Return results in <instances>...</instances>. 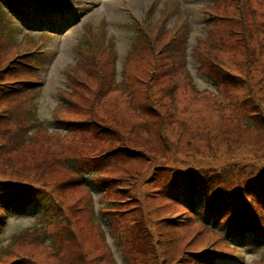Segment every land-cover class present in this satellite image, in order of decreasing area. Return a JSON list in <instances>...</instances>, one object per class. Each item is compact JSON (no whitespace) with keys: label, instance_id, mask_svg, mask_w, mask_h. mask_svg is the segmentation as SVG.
<instances>
[{"label":"rangeland","instance_id":"rangeland-1","mask_svg":"<svg viewBox=\"0 0 264 264\" xmlns=\"http://www.w3.org/2000/svg\"><path fill=\"white\" fill-rule=\"evenodd\" d=\"M70 2L78 4L82 13L58 35L7 17L0 4V80L29 79L10 67L24 62L30 46L44 42V50L30 56L43 64V84L35 107L19 98L0 102V110L18 112L21 118L19 124L7 119L1 125L0 182L10 180V186L22 182L47 189L65 209V214L48 223L42 222L41 215L49 212L42 202L31 205L22 216L12 213L0 237V264L19 258L35 264H193L190 251L224 244L218 234L207 231L185 208L165 196L169 170L177 167L184 171L186 168L181 167L187 162L193 170L200 171L206 162L222 168L229 157L264 159V113L258 114L250 101L244 103L251 89V95L264 106V50L260 49L264 44V0H223L218 7L214 0ZM244 2L251 4L253 12L263 11L259 18L262 35L247 26L259 14L245 15L237 10L236 5ZM172 4L179 6L175 12L170 9ZM216 7L220 21L210 27L207 10ZM167 10L172 12L170 21L179 17L167 22L164 30L158 24ZM183 17L189 25L175 31ZM139 20L147 21L145 31L150 42L149 49L145 46L136 52L137 32L132 24ZM98 28H102V37L95 31ZM180 33L188 37V50L198 37L199 42L208 38L220 44L223 41L224 50L215 49L218 58L229 62L232 66L225 67L233 72L253 74L249 88L224 80L216 88L208 70L197 71L188 56L189 78L175 77L178 87L174 86L170 96L167 88L171 75L164 71L172 55L167 49L177 43ZM106 40L115 48L116 77L111 50L101 49ZM245 49L252 51L253 58H257L253 52H263L260 62L256 59L252 66L245 61ZM96 62L103 69L99 70ZM27 70L33 77L38 74L33 68ZM153 71L156 74L149 83ZM154 107L158 114L151 110ZM33 114L47 128L29 132ZM55 119L83 124L70 130ZM104 126L111 131L103 133ZM217 134L226 139L211 137ZM93 158L104 161L100 168L113 185L103 194L86 175L94 203L84 187H66L73 177L66 172L68 160L94 168L97 162ZM236 185L233 179L228 186ZM112 201L114 211L102 216V203ZM240 255L243 261L218 262L264 264V247L249 244L240 249Z\"/></svg>","mask_w":264,"mask_h":264},{"label":"trees","instance_id":"trees-1","mask_svg":"<svg viewBox=\"0 0 264 264\" xmlns=\"http://www.w3.org/2000/svg\"><path fill=\"white\" fill-rule=\"evenodd\" d=\"M39 1L45 2L47 0ZM221 1L223 0H215L213 3H219L217 5L218 7L220 6ZM6 3L9 8V13L13 16L18 15L27 19H30L31 17H39L37 8L38 0H6ZM217 7L213 10H207L208 14H210V27L220 21L219 17H221V15L216 13V10H218ZM236 8L245 15H251L252 13L256 14L257 12H253L251 4L246 2L241 6L236 5ZM259 11L260 12H257L259 16H253L247 23L249 30L251 26H253L256 31L258 30V25L260 24L259 18L262 17L263 12L261 10ZM53 13L54 12H45L44 20L46 21L48 17L54 19L56 24H59L58 16H54ZM6 16L10 17L9 15ZM72 17L74 16L72 15ZM163 29L165 30V27ZM210 32L212 34L213 30H210ZM233 32L235 31L233 30ZM259 35H262V32ZM200 38L201 37H198L196 39L195 46L189 50V56L195 62L196 70L203 72L204 70L202 69L206 68L208 70L207 76L216 88L222 80H224V82L228 81L229 83H242L244 84V88H249L250 78L253 77V74L244 75L242 73L233 72L231 69L226 68L232 66L229 62L222 58H218L219 56L216 50H224L223 41H221L222 44H220L219 40L214 42L212 38H208L199 42ZM1 42L3 41L0 40V43ZM149 42L150 40L144 38L137 30L136 49L138 50H136V52L145 46L149 49ZM261 42H264V39H261ZM4 45L5 42L2 46ZM33 46H30V48ZM247 47L251 48V45L248 43ZM260 49L264 50V44H260ZM132 50H134L133 47ZM167 50L171 53L172 59L166 64L167 69H165L166 71H164V74H167L168 76L169 74L171 75L167 93L170 96H173L172 90L174 89V86L176 85L178 87L175 77L187 81L191 72L187 57L188 45H186V43L179 45L174 41ZM245 50L244 53L246 54L247 52V59H245V61L249 60V63L252 66H254L256 59L260 62L259 58L262 57L263 52H259L258 54L253 52L257 57L253 58L252 51ZM161 55L162 53L160 54L156 66H154L155 69L158 64L160 65ZM29 61L31 60L29 59ZM99 61L101 63L100 58ZM26 64V62H23L22 64L17 62L11 66L10 69L12 70V68H14L19 73L30 78L32 73L24 68H28ZM100 65L102 64H99V66ZM96 66L99 70L103 69L98 66V62H96ZM155 74L156 72L153 71L151 80H148L149 83L152 82ZM190 82L192 83V80ZM118 86L119 85L116 83V89ZM34 90V84H30V82L27 81L5 82L0 80V102L7 100V98H9V100L19 98L24 99L25 101H30L32 97L30 92H34ZM250 91L251 89H249L247 96L245 94L244 103L250 101V105L255 107L258 114L264 113V106L251 95ZM64 101L68 103L67 100ZM21 102L23 101L21 100ZM69 106L74 107L72 104ZM151 110L156 114L159 113V110L155 107ZM7 119L15 121L16 124H19L21 120L18 112L11 114L0 110V129L3 122L7 121ZM56 122L63 126H68L70 130L73 129L75 125L79 126L83 124L81 121L70 122L62 119H56ZM102 129L103 133L111 131L110 128H106L105 126ZM214 136L221 138L222 141L226 139L225 136L219 134L211 137L214 138ZM226 141L230 140L227 139ZM100 159L101 158L92 159V161L97 162V165L94 168L80 165L75 159L68 160L69 171L66 172L72 174L73 177L66 182V187L85 188V184H83L81 179V172H83L92 176L94 184L97 185L103 193L107 194V192L112 189L113 185L111 180L107 181L105 173L102 172L100 167L103 166L104 161L102 162ZM97 160H99V162ZM201 161L203 162V160ZM192 166L193 165H190L187 162L184 167H181L186 168L184 171L182 170L180 172L176 169L177 167L169 170L171 174L168 178V185L164 189L165 196L183 205L187 211L198 214L201 221L207 227L219 230L225 235L226 239V241L222 243L224 246L221 248L208 246L199 251H190V259L192 260V263L218 264L217 260L219 258L230 257L235 254L236 248L232 245L236 247L239 246L235 245L236 243L233 244L234 242H238L239 245H244L245 243L259 245L264 238V159L256 158L254 160L249 159L246 161L245 159L239 160L229 157L225 167L220 168L217 165H212L210 162H206L205 167L202 166L200 171L198 169L193 170L194 168H191ZM233 179H235L237 185L229 187L228 185ZM10 182V180L0 182V235L7 224L6 220L10 214L15 213L22 216L33 204L42 202L44 206H47V211L49 212L41 215L43 217L42 222L44 223L56 220L61 214H65V209L61 203L58 202V200L52 196L47 189L37 188L31 184H25L22 182H17L10 186ZM240 183H243V185H240ZM114 205L115 202L113 201L110 204L102 203L101 211L105 214L109 213L108 211H114V208L112 207ZM52 215H54V217ZM260 246L262 245L260 244ZM15 261L11 264H35L31 259L26 260V258H19Z\"/></svg>","mask_w":264,"mask_h":264}]
</instances>
